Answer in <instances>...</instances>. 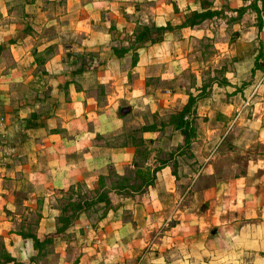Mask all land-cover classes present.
<instances>
[{"label": "crops", "instance_id": "0c3cea01", "mask_svg": "<svg viewBox=\"0 0 264 264\" xmlns=\"http://www.w3.org/2000/svg\"><path fill=\"white\" fill-rule=\"evenodd\" d=\"M250 2L212 0L232 13L245 6L251 20L231 22L228 83L185 114L192 124L207 116L187 139L160 116L185 105L182 84L170 85L188 66L190 38H213L209 27L166 30L134 63L132 47L113 46L130 45L144 23L180 24L201 0H0V264H264V2ZM173 137L176 153H154ZM139 138L144 165H158L147 193L104 215L82 211L34 246L32 234L58 226V190L94 188L110 167L123 173Z\"/></svg>", "mask_w": 264, "mask_h": 264}, {"label": "trees", "instance_id": "16d2710c", "mask_svg": "<svg viewBox=\"0 0 264 264\" xmlns=\"http://www.w3.org/2000/svg\"><path fill=\"white\" fill-rule=\"evenodd\" d=\"M256 1L257 0H251L250 5L253 7H256ZM264 2V0H260ZM212 0H201V10L193 9L189 11L185 19L177 25H172L171 23L167 22L166 24H155V23H144L140 26H138L134 33H133V39L130 45L127 47L125 46H113V49L116 51H124L128 47H132V62L134 63L137 59L138 53H137V48L141 45H144L145 43H154L161 41L164 36V32L166 30L172 29L173 27L176 26H183V25H194L197 23H200L204 21L205 18L210 17L211 15H217V13L221 12L220 10L216 8H212ZM221 9V8H220ZM227 9H230L227 7ZM237 11L236 13L240 14L241 12L243 13L245 10V6H239L235 8ZM262 17L260 15V11L258 9L257 13V27L258 30L261 28L262 25ZM263 56V49L260 48L255 56L254 59V65L252 67L255 69L256 67H262L261 60L260 58ZM213 76V75H212ZM248 80L243 81L242 83H246ZM214 84V83H219V84H227L228 80L223 75L222 80H216L215 76L212 77L211 81L209 84ZM209 84L206 82H202L199 87V91L197 93H192L191 91H187L188 93V98L180 110L174 111L173 113L170 114V121L173 122V126L180 127L182 129V132L184 133L185 137L188 139L191 136L192 132V122H193V115L190 118H185L186 113H194L195 112V103L199 98L205 97L208 94L207 89H209ZM149 125H142L136 129H148ZM140 141H143L142 139ZM189 143V140L188 142ZM181 147V146H178ZM142 152L144 153L143 156V162L146 161L148 158V150L145 149H138V154L142 156ZM140 162V161H139ZM139 162L137 158L134 159V165L137 167L135 169V174L137 176V180H133L134 182H116V179H110V182H115L112 185H107L105 183V177H111V176H118L122 177L123 179H127V175L125 174L128 169L124 167V172L123 173H118L114 167H110L108 172L106 174H101L99 176V184L98 186L94 188L87 189L86 191L89 190L91 195L86 196L85 192L81 190L80 183L77 182L73 184L72 186H69L66 189H59L58 192H63V191H68L70 194L68 195L67 200L60 205L61 208V213L58 216V226L55 231L53 232H47L43 234L42 238L38 237L36 234H32L33 239H34V246L42 245L52 239L53 236L57 235L58 233L62 232L65 230L66 227H68L75 218L78 217L80 212L89 210L92 205H95L96 203L102 204L100 208L103 207V212L102 214L104 215L105 212L109 208H116L118 205L124 203L127 201V199H139L142 196H144L147 193L148 186L153 182L154 177H155V172L158 168V165H155L151 171H142L139 165ZM163 162V161H161ZM111 175V176H110ZM85 190V189H84ZM73 194H77L78 199L71 195V192ZM135 193H140L141 197L136 198L134 197ZM58 200L61 198V195H58ZM1 243V242H0Z\"/></svg>", "mask_w": 264, "mask_h": 264}, {"label": "rangeland", "instance_id": "374dc122", "mask_svg": "<svg viewBox=\"0 0 264 264\" xmlns=\"http://www.w3.org/2000/svg\"><path fill=\"white\" fill-rule=\"evenodd\" d=\"M227 6L225 5V8L218 9L221 12L217 13V16H210L204 19V24H206V27H209L210 33L212 32L213 38L210 35H203L200 38L196 37H191L188 45V52L186 54V57L188 58V66L183 70L181 75L175 77L172 79V85L170 86H177L179 83L182 84V89L184 91H191L192 93H197V89L200 87V84L204 81L209 84L211 81L212 77L215 76L216 80H222L224 74H228L227 70L228 68L234 66L233 63V56L232 53L233 49L230 48V42L234 40L237 36V33L239 31L238 28H235V25L231 24L232 21L236 20H251V15L245 14L244 12L238 14V13H232L228 11L226 8ZM227 10V11H225ZM212 40L218 41V47H214ZM234 48V46H233ZM219 50V51H218ZM261 60V59H260ZM227 70V71H226ZM232 71V70H231ZM226 72V73H225ZM213 75V76H212ZM251 75L249 74L247 76L248 79H252L250 77ZM231 77H234L231 76ZM247 79V80H248ZM240 81V80H239ZM246 81V80H243ZM213 85L214 84H209V90L207 95H210L211 91L213 90ZM244 84L242 83V86ZM217 89V86H215ZM214 89L215 93V99H220L224 101L225 99V92L224 91H216ZM221 93V95H220ZM213 97H211L212 99ZM210 99V100H211ZM208 100V99H206ZM228 100V99H226ZM199 101H196L195 104H198ZM174 108V107H173ZM172 107L165 109V112L160 116H164L166 119L168 118V114H171ZM252 111L249 110L246 112V117H252ZM167 116V117H166ZM197 116V115H196ZM170 117V116H169ZM203 118L201 119H206L207 116H202ZM201 119L197 120L195 118L194 124L192 125V132L191 135L196 134L198 131V127H200V122ZM254 128V126H252ZM166 129V130H165ZM166 134H174L172 133L170 126L168 125L166 128H164ZM174 136V135H173ZM175 138V137H173ZM139 141V148L147 149V145L145 142L140 141V138L138 139ZM167 141V142H165ZM165 141H156V145L153 146L154 153L157 154L158 156H161V158H164V155H168L167 153L172 151L173 154L176 153V138L172 140H165ZM152 145V144H150ZM182 150L188 151L190 150V145L188 144H183L182 145ZM143 156L144 153L142 152V156L138 154L137 160L139 162L140 168L142 171H151L152 169V164L149 165H144L143 162ZM156 165V164H155ZM126 175L127 179H123L122 177H118L116 175L111 176V177H105V183L107 185H112L115 182H110V179H116V182H134L133 180H137V176L135 174V169L137 167L135 165L133 166H126ZM81 190L85 192L86 196L91 195V193L86 191L87 189H90L89 187L85 186L84 184L80 183ZM85 189V190H84ZM75 193V191L71 192V195ZM70 192L68 191H63V192H58V195H61L62 197L59 198L58 203L61 205L64 203ZM136 198L141 197L140 193H135L134 194ZM74 197L78 199V195L73 194ZM102 206L100 203H96L95 205H92V207L89 209L90 213H92V216L95 217L96 214L99 211V208ZM103 208V207H102Z\"/></svg>", "mask_w": 264, "mask_h": 264}]
</instances>
